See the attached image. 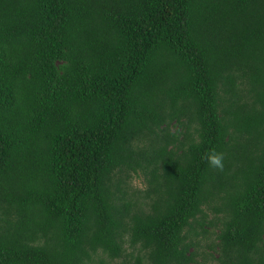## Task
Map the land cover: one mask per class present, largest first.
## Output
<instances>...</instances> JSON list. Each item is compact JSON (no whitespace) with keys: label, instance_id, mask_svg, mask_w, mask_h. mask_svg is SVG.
Returning <instances> with one entry per match:
<instances>
[{"label":"trees","instance_id":"1","mask_svg":"<svg viewBox=\"0 0 264 264\" xmlns=\"http://www.w3.org/2000/svg\"><path fill=\"white\" fill-rule=\"evenodd\" d=\"M200 255L264 264V0H0V264Z\"/></svg>","mask_w":264,"mask_h":264},{"label":"clouds","instance_id":"2","mask_svg":"<svg viewBox=\"0 0 264 264\" xmlns=\"http://www.w3.org/2000/svg\"><path fill=\"white\" fill-rule=\"evenodd\" d=\"M207 161L211 166H214L218 169L223 168V154L217 151L209 152L207 156Z\"/></svg>","mask_w":264,"mask_h":264},{"label":"rangeland","instance_id":"3","mask_svg":"<svg viewBox=\"0 0 264 264\" xmlns=\"http://www.w3.org/2000/svg\"><path fill=\"white\" fill-rule=\"evenodd\" d=\"M143 179H142V177H140V176H138V177H133L132 178V180H131V184H130V186L132 187V188H142L143 187ZM211 215V214H210ZM211 239H212V237H211ZM208 250V249H207ZM201 252H206V250H201ZM199 263L200 264H210V262L209 263H206L205 261H204V259L201 257V255L199 256Z\"/></svg>","mask_w":264,"mask_h":264}]
</instances>
